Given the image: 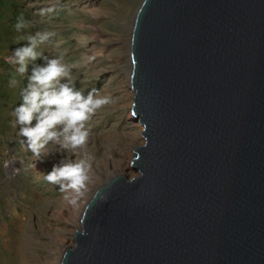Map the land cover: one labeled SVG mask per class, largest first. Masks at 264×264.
Segmentation results:
<instances>
[{
	"label": "water",
	"instance_id": "water-1",
	"mask_svg": "<svg viewBox=\"0 0 264 264\" xmlns=\"http://www.w3.org/2000/svg\"><path fill=\"white\" fill-rule=\"evenodd\" d=\"M131 29L136 175L61 264H264V0H142Z\"/></svg>",
	"mask_w": 264,
	"mask_h": 264
},
{
	"label": "rangeland",
	"instance_id": "rangeland-1",
	"mask_svg": "<svg viewBox=\"0 0 264 264\" xmlns=\"http://www.w3.org/2000/svg\"><path fill=\"white\" fill-rule=\"evenodd\" d=\"M141 2L0 0V264H53L61 244L70 241L69 247L73 246L77 212L90 201L95 189L121 174L119 169L129 178L135 177L128 168L131 149L134 152L144 140L142 134L141 141L137 140L139 125L130 121L133 99L126 82L130 71L126 48ZM21 13L29 23L17 32L13 24ZM36 32L48 34L39 49L43 56L59 57L62 63L75 65L70 68V78L77 89L86 94L96 88L99 95L110 100L87 122L88 141L78 151L92 155V168L86 189L75 204H69L64 193L42 178L64 152L57 155L56 145L50 144L45 149L49 153L45 161L37 162L22 148L21 138L9 123L11 110L19 102V88L26 81L16 76L17 83L9 86L15 72L6 58L12 49L26 43L22 36ZM119 56L117 63L114 60ZM36 63H41L39 58ZM5 160L8 167L3 166ZM29 163L36 166L29 168Z\"/></svg>",
	"mask_w": 264,
	"mask_h": 264
},
{
	"label": "clouds",
	"instance_id": "clouds-1",
	"mask_svg": "<svg viewBox=\"0 0 264 264\" xmlns=\"http://www.w3.org/2000/svg\"><path fill=\"white\" fill-rule=\"evenodd\" d=\"M28 23L21 13L13 28L20 32ZM21 39L26 43L12 49L11 56L6 58L15 72V76L8 80L9 86L17 83L16 76L26 81L19 88V102L11 110L9 123L21 138L22 148L37 162L45 161L44 157L49 155L45 149L50 144L56 145L57 155L64 152L51 169L42 174V178L64 193L69 204H75L76 198L86 189L92 168V155L78 151L88 141L90 126L87 122L110 100L106 95H99V89L92 88L86 94L77 89L70 78V68L75 65H66L59 57L42 55L39 49L48 39L47 33L36 32ZM38 58L41 63H36ZM3 166L8 167L9 161H3ZM35 166L32 163L27 165L29 168Z\"/></svg>",
	"mask_w": 264,
	"mask_h": 264
},
{
	"label": "bare ground",
	"instance_id": "bare-ground-1",
	"mask_svg": "<svg viewBox=\"0 0 264 264\" xmlns=\"http://www.w3.org/2000/svg\"><path fill=\"white\" fill-rule=\"evenodd\" d=\"M138 10V9H137ZM137 10H136V12H137ZM136 14V13H135ZM135 16V15H134ZM132 24H133V21H132V23H131V26H130V33H129V38H128V45H127V48H126V50L128 51V54H129V52H130V50H129V46H130V39H131V34H132ZM118 43H116V45H117ZM119 58H120V56L118 57V58H115V60L114 61H118L119 60ZM118 63V62H117ZM129 64H130V71L127 73V78H126V82H127V86H128V89H129V91L132 93V95H131V99H133V96H134V91H131V89H130V76H131V72H132V70H131V62H130V56H129ZM132 105H133V102H132V100L130 101V105H129V111H130V121H133V122H135V123H137L139 126H138V128H137V130H136V132H138V134H137V140L138 141H141V134H142V127H141V125L139 124V122H138V118L137 117H135L134 115H133V111H132ZM134 156H135V153L133 152V148L131 149V157H130V162H129V165H128V168L130 169V170H132L131 169V160L134 158ZM118 171H120V173L121 174H116V175H125V173H122V170L121 169H119ZM118 173V172H117ZM115 175V176H116ZM114 176V177H115ZM114 177H112V178H114ZM111 178V179H112ZM110 180V179H109ZM97 189V188H96ZM95 189V190H96ZM93 197V196H92ZM87 201L86 202H84V204L80 207V209L78 210V212H77V215H79V218H78V224L76 225V228H78V229H81V217H82V213H83V211H84V209H85V207H86V205H87ZM77 229V230H78ZM75 234V233H74ZM74 236V235H73ZM72 243L71 244H73V246H74V242H73V239H72V241H71ZM69 245H70V241L69 242H66V243H63V244H61L60 245V249H59V252H57V254H59L58 255V257L59 258H57L54 262H53V264H61V262H62V259H63V254H64V252L66 251V249H68L69 248ZM72 246V247H73Z\"/></svg>",
	"mask_w": 264,
	"mask_h": 264
}]
</instances>
